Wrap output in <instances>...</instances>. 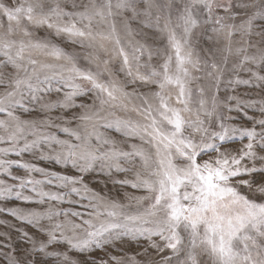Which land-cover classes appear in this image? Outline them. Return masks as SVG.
Instances as JSON below:
<instances>
[{"label":"snow or ice","instance_id":"obj_1","mask_svg":"<svg viewBox=\"0 0 264 264\" xmlns=\"http://www.w3.org/2000/svg\"><path fill=\"white\" fill-rule=\"evenodd\" d=\"M0 216V264H264V0H0Z\"/></svg>","mask_w":264,"mask_h":264},{"label":"rangeland","instance_id":"obj_2","mask_svg":"<svg viewBox=\"0 0 264 264\" xmlns=\"http://www.w3.org/2000/svg\"><path fill=\"white\" fill-rule=\"evenodd\" d=\"M242 91H244V89H242ZM253 94H255V90H251ZM0 219H11L9 217H4V216H0ZM4 228L2 226H0V231H3ZM13 238H15V234H13ZM101 253L97 252V253H94V255H100ZM75 255V254H73ZM81 259H83L84 257H80Z\"/></svg>","mask_w":264,"mask_h":264}]
</instances>
